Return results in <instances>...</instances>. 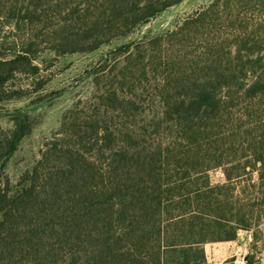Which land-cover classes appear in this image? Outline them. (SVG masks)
<instances>
[{
    "label": "trees",
    "instance_id": "obj_1",
    "mask_svg": "<svg viewBox=\"0 0 264 264\" xmlns=\"http://www.w3.org/2000/svg\"><path fill=\"white\" fill-rule=\"evenodd\" d=\"M182 1L0 0V19L4 17L19 32L47 19L53 7L61 16L59 29L45 46L29 29L14 43L13 69L26 73L37 69L34 62L46 50L93 52ZM253 2L261 7L259 17L264 19V0H215L176 30L149 42L165 48L158 93L167 105V123L214 120L238 98L263 97L264 83L239 82L235 63L238 59L242 68L252 63L243 61L238 43L264 28L263 20H249ZM224 22V30L229 31L226 39L218 27ZM177 45L183 56L179 50L175 57L166 53ZM136 47L138 43H131L120 50L131 54ZM182 61L191 66L187 69ZM257 62L264 66L262 60ZM197 63L204 66L198 77L187 71ZM234 87L236 92H229ZM173 102L176 112L171 110ZM94 120L82 124L77 118L69 124L71 129L48 147L16 195L0 190V264H207L203 245L235 240L239 230L251 228L244 207H264L263 154L256 152L253 160L244 163L245 174L233 177L234 162L213 154L211 148L218 141L200 129L192 131L194 136L206 137L191 143L174 138L156 156L142 158L117 150L118 140L106 123ZM19 138L16 134L0 142L4 150L0 159L15 151ZM257 144L262 146L264 140ZM219 167L227 184L203 180L204 173ZM249 168L261 173L258 187L253 186L258 193L239 201L245 204L237 210L238 216L222 215L226 210L233 214L234 198L224 191L234 180H251H245ZM142 173L146 175L141 177Z\"/></svg>",
    "mask_w": 264,
    "mask_h": 264
},
{
    "label": "rangeland",
    "instance_id": "obj_2",
    "mask_svg": "<svg viewBox=\"0 0 264 264\" xmlns=\"http://www.w3.org/2000/svg\"><path fill=\"white\" fill-rule=\"evenodd\" d=\"M214 1L184 0L148 23L140 25L133 32L116 38L93 52L58 54L46 50L40 53L34 62L37 69H30L26 73L13 69L12 60L16 54L11 49L14 48V43L20 42L19 40L24 38V35L27 36L26 33L31 30L33 35L39 36L37 41L45 46L52 40L54 31L59 29L58 22L61 16L59 18L53 7L47 19L43 18L34 27L27 25L19 31L21 33L15 31L14 26L9 25L8 20L2 17L0 142L5 137L11 139L16 134H20V138L16 142L15 151L0 159V190L8 196L16 195L26 186L25 179L42 159L48 147L64 137L67 130L69 131V124L77 118L82 124L90 123L92 117L97 122L106 123L118 140L117 150L129 151L142 158L156 156L159 150L174 138L191 143L192 139L199 140L210 135L211 139L218 141L211 148L212 153L222 155L224 162H234L233 177L245 174L243 165L247 159L253 160L256 152L264 156V144L262 146L257 144L264 140V93L261 99L256 100L245 96L236 99L234 95L236 100L231 102L229 110L220 111L214 120L207 121L203 117L192 124L185 120L167 123L165 119L167 105L165 107V101L158 93L161 86L158 78L163 72L160 59L164 57L165 48L164 45L162 47V43H149L161 35L176 30L187 18ZM257 5L253 2L249 6L248 17L251 23L264 21L259 17L261 7ZM219 17L220 20H225L222 14ZM223 25L225 22L221 26L218 25L219 32L226 39L229 38L227 35L229 31L224 30ZM234 35H239L238 29ZM131 43L139 44V47H136L138 49L133 48L131 54L120 50L124 45ZM238 44L239 49L243 50H240L241 56H244L243 61L245 63L246 59L252 61L250 65L246 63L245 68H242V63L238 59L235 61L238 66L237 75L241 76L239 82L251 84L258 80L260 84L264 83V66L257 62L258 60L264 62V28L259 30L257 28L255 36L253 33L247 39L242 37ZM191 49L194 52L198 50V44L191 46ZM178 50L183 56L182 48L178 45L166 53L175 57L178 56ZM190 60L194 61L193 58ZM197 60L195 59V62ZM181 63L187 69L191 66L183 61ZM203 67L197 63L193 69L187 71L198 77L202 74ZM248 70L250 73H247ZM246 73L248 78L244 77ZM236 90L234 87L229 92L234 93ZM174 103L171 110L176 112ZM197 129L206 136L195 137L192 131ZM202 150L206 153L207 147H203ZM3 151L2 146L0 154ZM143 169L145 172L148 171L145 166ZM246 174L245 180H251H234L231 187L224 191L226 194L229 192L234 198L233 214L226 210L222 215L238 216L237 210L243 208L241 205L245 204V201L241 203L239 201L244 200L247 194L258 193L256 187L259 185L261 173L253 172L249 168ZM145 175L146 173H142L141 177ZM202 178L213 184L228 183L224 169L220 167L204 173ZM233 187L236 189L231 191L230 188ZM244 209L251 224L250 230H239V233L250 236L246 264H264V207L253 205ZM1 218L0 215V220Z\"/></svg>",
    "mask_w": 264,
    "mask_h": 264
},
{
    "label": "crops",
    "instance_id": "obj_3",
    "mask_svg": "<svg viewBox=\"0 0 264 264\" xmlns=\"http://www.w3.org/2000/svg\"><path fill=\"white\" fill-rule=\"evenodd\" d=\"M248 233L249 232H245ZM250 236L237 233L233 241L213 242L203 245L207 264H246V251Z\"/></svg>",
    "mask_w": 264,
    "mask_h": 264
}]
</instances>
